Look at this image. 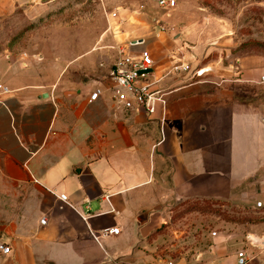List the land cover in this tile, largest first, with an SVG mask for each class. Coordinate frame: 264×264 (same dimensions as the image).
<instances>
[{
  "label": "crops",
  "instance_id": "0c3cea01",
  "mask_svg": "<svg viewBox=\"0 0 264 264\" xmlns=\"http://www.w3.org/2000/svg\"><path fill=\"white\" fill-rule=\"evenodd\" d=\"M197 1L179 0L170 10L180 15L167 25L155 26L152 6L148 19L150 5L142 11L140 0L116 10L112 46L142 41L133 50L149 51L150 80L170 91L152 115L116 102L114 48L102 80L65 87L47 83L39 55L0 53L8 89H0V243L11 247L0 264H160L172 256L154 233L172 200H225L239 210L262 202L264 216V53H234L230 23L199 11ZM178 61L211 73L180 82L168 73ZM110 227L119 234L96 241L89 233ZM248 235L261 242L264 221L219 219L199 261L177 260L238 264L245 248L248 264H264V243L253 246Z\"/></svg>",
  "mask_w": 264,
  "mask_h": 264
},
{
  "label": "rangeland",
  "instance_id": "374dc122",
  "mask_svg": "<svg viewBox=\"0 0 264 264\" xmlns=\"http://www.w3.org/2000/svg\"><path fill=\"white\" fill-rule=\"evenodd\" d=\"M176 1L177 9L179 0ZM127 2L0 0V53L5 57L25 52L39 55L48 64L47 83L51 85L57 82L65 87L100 81L104 65L111 61L110 48L116 41L114 27L121 24L111 14ZM144 6H148L145 11ZM151 6L159 21L153 23L155 26L167 25L172 17L180 15L179 10L162 9L151 0H140V8L148 19L152 16ZM195 6L230 23L231 35L237 41L234 53L256 57L264 53V0H198ZM119 40L124 38L119 36ZM261 209L254 204L239 210L216 199L182 201L173 206L172 200L166 222L154 234L160 239L158 245L163 253L199 261L209 247L206 237L219 219L258 224L264 217Z\"/></svg>",
  "mask_w": 264,
  "mask_h": 264
},
{
  "label": "built area",
  "instance_id": "2783aa9c",
  "mask_svg": "<svg viewBox=\"0 0 264 264\" xmlns=\"http://www.w3.org/2000/svg\"><path fill=\"white\" fill-rule=\"evenodd\" d=\"M153 2L162 9H172L176 7V0H153ZM112 17L118 16L117 12L111 14ZM121 22V21H120ZM142 41L136 40L134 42H120L115 46H112L116 50V60L110 71V80L112 83V89L114 90V97L117 103L128 110H144L149 115L154 114L157 111L159 104L165 105L166 95L169 94V90L158 89L154 86L155 82L150 80L153 68L154 60L151 57L149 51L145 48L139 52L133 50L134 46L142 44ZM207 66L192 68L191 63H184L178 61L173 63L168 73H173L179 77L180 82L183 79L195 80L197 78L205 77L211 68L202 72V69ZM261 82H264V75L261 76ZM0 89L8 91L7 87L0 85ZM100 89H96L90 94L89 101H95L100 96ZM61 200L66 203L68 197L65 194L60 195ZM262 202H258L257 206L262 207ZM82 218L87 221L88 214H81ZM42 224L46 223V219L41 220ZM120 230L117 227L105 228L102 230H93L89 228V233L93 239L100 241L103 237L111 234H119ZM213 235L216 233L213 232ZM249 242L254 246L250 235H248ZM11 251V247L6 243H0V252L8 254ZM238 264H248L252 257L247 253V250L241 249L237 252ZM160 264H180L177 258L168 257L164 259Z\"/></svg>",
  "mask_w": 264,
  "mask_h": 264
},
{
  "label": "water",
  "instance_id": "95a60500",
  "mask_svg": "<svg viewBox=\"0 0 264 264\" xmlns=\"http://www.w3.org/2000/svg\"><path fill=\"white\" fill-rule=\"evenodd\" d=\"M45 96H47V93H45ZM250 238H251V240H252V242L254 243V245H260L261 244V242L262 243H264V237H262L260 240H261V242H259L257 239H255V238H253V237H251L250 236Z\"/></svg>",
  "mask_w": 264,
  "mask_h": 264
},
{
  "label": "bare ground",
  "instance_id": "6f19581e",
  "mask_svg": "<svg viewBox=\"0 0 264 264\" xmlns=\"http://www.w3.org/2000/svg\"><path fill=\"white\" fill-rule=\"evenodd\" d=\"M117 24H118V23H117ZM114 28H115L116 33H118L117 30H119V28H120V24L116 25V27H114ZM208 69H210V67L207 66L206 68L202 69V72H204L205 70H208Z\"/></svg>",
  "mask_w": 264,
  "mask_h": 264
},
{
  "label": "trees",
  "instance_id": "16d2710c",
  "mask_svg": "<svg viewBox=\"0 0 264 264\" xmlns=\"http://www.w3.org/2000/svg\"><path fill=\"white\" fill-rule=\"evenodd\" d=\"M261 220L264 221V218H262Z\"/></svg>",
  "mask_w": 264,
  "mask_h": 264
}]
</instances>
